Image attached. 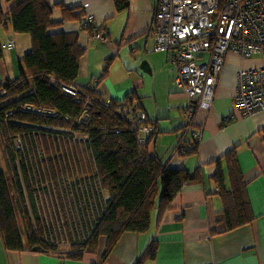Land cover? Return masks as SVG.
<instances>
[{
	"label": "crops",
	"instance_id": "1",
	"mask_svg": "<svg viewBox=\"0 0 264 264\" xmlns=\"http://www.w3.org/2000/svg\"><path fill=\"white\" fill-rule=\"evenodd\" d=\"M0 1L4 10H9L10 4ZM157 1L129 0L127 8L118 11L114 0H51L56 21L64 19L59 3L80 7L103 26L107 35L104 39L94 37L78 20H63L52 31L76 35L85 48L80 60V84L96 82L97 90L108 99L128 97L139 102L157 129L149 141L150 155L170 167L186 168L190 172L200 169L201 178L186 184L162 213L155 208L147 232L124 233L107 256H104L105 242L99 243L96 252H85L81 259L43 250L10 251L0 243V264H134L152 241L158 245V254L145 264H264V110L241 115L236 109L235 96L238 72L261 66L264 55L243 58L229 52L212 108L192 106L188 96L176 87L178 70L171 58L173 52L153 50ZM0 40L3 48L0 79L15 80L20 62L31 50L30 35L1 26ZM10 42L14 43L12 49L7 47ZM144 59L150 60L151 73L140 67ZM189 108L193 111L188 116ZM234 112L235 120L224 119ZM192 129L201 131L198 151L180 154V146H184V151L193 147ZM234 148L257 217L230 232L213 234L215 213L222 208L214 179L216 161L221 160L225 182L229 183L223 157Z\"/></svg>",
	"mask_w": 264,
	"mask_h": 264
},
{
	"label": "trees",
	"instance_id": "2",
	"mask_svg": "<svg viewBox=\"0 0 264 264\" xmlns=\"http://www.w3.org/2000/svg\"><path fill=\"white\" fill-rule=\"evenodd\" d=\"M114 1L118 11L126 9L129 3V0ZM5 2L10 7L5 11L0 1L2 28L10 26L14 33H28L31 50L20 62L17 79H0V141L3 150L10 147L11 136L23 132L51 135L67 128L71 133L78 132L86 137L83 148L93 159L91 163L97 166L107 196L106 215L89 241L74 244L64 253L72 250L68 255L81 259L85 252H96L99 243L105 242L104 256H107L125 232H147L152 211L157 208L162 213L168 209L186 184L201 178L202 171L170 167L167 162L150 155L152 136L146 145H140L137 130L117 113V104L128 100V97L107 100L97 90L96 82L93 85L80 84V60L85 48L79 44L76 35L53 32L52 29L63 20H78L83 29L92 33V26L83 20L86 15L83 9L59 3L64 19L56 21L53 18L55 5L51 0ZM2 53L0 40V58ZM63 85L78 87L80 94L75 97L65 93ZM27 104L33 108L25 109ZM40 108H51L54 113L38 112ZM192 139L193 147L184 151V146H180V154L198 151L200 141L196 137ZM223 158L229 183L225 182L221 160L216 161L218 169L214 179L218 184L222 208L215 213L213 234L230 232L252 223L257 217L236 148ZM102 236L105 239L101 241ZM0 243L10 251H29L36 245L49 252L58 250L43 241L41 229L30 220L22 202L20 179L2 166ZM157 254L158 245L152 241L134 264H145L147 260H154Z\"/></svg>",
	"mask_w": 264,
	"mask_h": 264
},
{
	"label": "built area",
	"instance_id": "3",
	"mask_svg": "<svg viewBox=\"0 0 264 264\" xmlns=\"http://www.w3.org/2000/svg\"><path fill=\"white\" fill-rule=\"evenodd\" d=\"M83 20L92 26L94 37H106L92 15L86 14ZM7 47L12 49L14 43ZM153 50L173 52L176 87L192 106L209 110L227 54L235 52L243 58L264 55V0H158ZM62 89L75 97L80 94L74 85ZM235 96L241 115L264 110V63L238 72ZM138 103L135 98L120 101L116 110L137 130L139 144L146 145L157 129ZM37 111L54 113L51 108ZM192 111L189 108L187 115ZM236 117L234 112L224 119ZM190 132L201 138L200 130ZM85 140L84 135L67 128L51 135L23 132L11 136L10 147L4 149L5 168L20 179L30 220L41 229L43 241L58 248L53 251L57 254L89 241L106 215L107 196L97 166L83 148Z\"/></svg>",
	"mask_w": 264,
	"mask_h": 264
},
{
	"label": "water",
	"instance_id": "4",
	"mask_svg": "<svg viewBox=\"0 0 264 264\" xmlns=\"http://www.w3.org/2000/svg\"><path fill=\"white\" fill-rule=\"evenodd\" d=\"M140 67L145 70L146 72H149L151 73L152 72V64L150 62L149 59H144L141 64H140ZM34 251H37V250H43L45 251V249L41 248L39 245H36L34 248H33Z\"/></svg>",
	"mask_w": 264,
	"mask_h": 264
},
{
	"label": "rangeland",
	"instance_id": "5",
	"mask_svg": "<svg viewBox=\"0 0 264 264\" xmlns=\"http://www.w3.org/2000/svg\"><path fill=\"white\" fill-rule=\"evenodd\" d=\"M158 83H159V82H157V84H158ZM0 143H1V141H0ZM0 154H1V156H2V160H3L2 167L5 168L6 161H5V154H4V150H3V145H2V143L0 144ZM125 233H126V232H125ZM103 239H105L104 236L101 237V241H102ZM82 244H84V243H82ZM70 251H72V250H70ZM70 251H67V252L65 253V255H67L68 257H71V256L68 255ZM53 253H54V252H53ZM55 254H57V253H55Z\"/></svg>",
	"mask_w": 264,
	"mask_h": 264
}]
</instances>
